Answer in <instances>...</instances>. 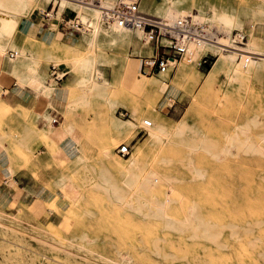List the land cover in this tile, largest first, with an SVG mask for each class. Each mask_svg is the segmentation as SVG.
<instances>
[{"label":"rangeland","instance_id":"1","mask_svg":"<svg viewBox=\"0 0 264 264\" xmlns=\"http://www.w3.org/2000/svg\"><path fill=\"white\" fill-rule=\"evenodd\" d=\"M49 1L25 5L15 28ZM173 1L185 15L198 12L219 29L217 15L228 12L222 9L256 23L261 0H224L209 11L194 7L195 0H142V9L157 16ZM59 9L84 21L95 15L65 1ZM252 24L237 21L234 29L247 35V48L262 63L239 64L235 57L212 75L221 51L203 49L206 63H200L205 54L192 60L185 53L165 72L144 76L143 60L156 47L135 30L128 41L101 34L96 46L71 32L66 36L72 40L50 45L17 32L4 35L6 42H18L20 48H11L18 56L25 52L24 72L38 63L44 71L45 64V82L60 87L66 100L65 112L51 108L54 123L38 98L37 113L0 106V149L15 169L33 163L35 177L49 172L45 199L0 202V264H264V30ZM165 39L161 57L173 55ZM85 55L95 58L94 76L103 73L107 88L82 93L74 60ZM54 62L68 71L58 85L48 75ZM103 79L95 76L98 83ZM145 119L151 126L141 130ZM64 122L83 156L71 165L32 131ZM120 143L129 145L128 155L118 153ZM41 146L54 156V167H37ZM66 178L77 192L61 185Z\"/></svg>","mask_w":264,"mask_h":264},{"label":"crops","instance_id":"2","mask_svg":"<svg viewBox=\"0 0 264 264\" xmlns=\"http://www.w3.org/2000/svg\"><path fill=\"white\" fill-rule=\"evenodd\" d=\"M147 1L150 2L153 0H147ZM222 1L224 0H195L194 7H198L201 10L209 11L210 8L219 7ZM58 2H59L58 0H50L49 3L45 6L46 8V7H50L52 3L54 4V12L52 16L49 18H45L41 16L39 13L40 9L38 8L36 9V13L34 17H29V18L23 17L20 20H18L16 28L13 31V34L17 32V35L19 37L20 36L31 37L37 40L38 42L44 43L46 45H50L54 40H58L61 42L65 41L64 43H67L68 41L72 40L70 36H66V35L69 32L71 33H76V32L65 30L62 27V19L73 17L75 14L73 15L72 12H70L71 10L58 12L59 9ZM173 9L185 15L183 12H181V10H178L174 6V1H173ZM224 10L234 15L237 18L238 23L241 24V27L243 26L244 20H249V21H253L252 26L255 25L264 30V19H263L264 0H261L255 6L256 23H254V19L250 15L243 16L240 18L241 19L240 20L239 16L236 13L229 11L227 9H222L221 11ZM59 34H61L62 37L59 36ZM76 34L82 35L79 33ZM87 34H83L82 37H84ZM5 37L2 36L0 39V106L8 110H10L11 108V110L26 109V110L34 111L37 105L38 106L40 105L38 102L39 99L47 106L46 113L49 117L48 119H51V123H52V119H53L52 113L54 112V110L51 109L53 107L49 106L47 98L41 93L39 84L37 82H31V84L23 83L20 82L18 79L17 70H20L21 61L17 60L15 57H13L14 59L13 58L10 59L11 57H9V52L13 51V49L11 48L14 47L20 48V45L18 44V42L12 39V44H14L15 46H8V42H6ZM6 47L8 48L7 50L5 49ZM1 50L3 51L1 52ZM14 51L17 52V56H18V51L17 50ZM7 58L9 59L8 61ZM51 64L53 63H49L48 65V75ZM54 64L57 65L60 63L54 62ZM37 65H38V71L43 76V80H45L46 79L44 74V71L46 70L45 64H43L44 71L40 67L39 63ZM57 68L59 72L63 71L61 73H64L65 75L66 71L64 72V70L60 67ZM13 74L17 77L21 85L16 82V77ZM25 74L23 76H25ZM23 78L29 80L28 77H23ZM59 82L57 83L55 82L56 85H58ZM58 88L61 89L60 87ZM59 89L56 90L55 97L57 98V103L59 102L60 104L59 105L57 104L54 107H58L60 109L63 108V111L65 112V108L63 104L66 100V94L65 92H62ZM35 94H37V97L35 96ZM35 111L37 113L39 110L38 111L35 110ZM45 120H47L46 117L43 118L44 122ZM108 121L109 124H111L110 116L108 118ZM65 123L66 122L59 123L60 127L58 125H54V124L48 125L47 123H44V126L42 128L33 126L32 131H33V136L34 134L39 135L41 133L45 138H47L49 142L52 144V150L58 151L61 157H63L64 160H68V163H70L71 165V158L66 156L65 148L67 144H70V137L72 132L66 129ZM68 124L71 128L70 130L76 133L77 130L74 128V126L69 122ZM41 147L42 148H40L39 151L44 154H41L39 160L34 158L36 157V155H33V159L38 160L37 167H43V168L44 167L48 168L47 166L54 167L55 166L54 156L47 151V148L45 146H41ZM35 167L36 166H34L33 163H30L26 165L25 168L15 169V164L11 161V159L8 158L4 149H0V202L1 203H3L9 197L19 198L23 201H27L30 199V197L33 196L36 197V199L46 198L47 189L45 188V183H47L48 181L49 172H45V171H41L39 173L37 172L35 177L33 174ZM58 174L60 175L61 173L59 172ZM67 175L69 174H66L64 177H66Z\"/></svg>","mask_w":264,"mask_h":264},{"label":"bare ground","instance_id":"3","mask_svg":"<svg viewBox=\"0 0 264 264\" xmlns=\"http://www.w3.org/2000/svg\"><path fill=\"white\" fill-rule=\"evenodd\" d=\"M13 1L15 2V4L17 3V6H13V5L8 6L7 4H5V3H7V0H0V39L4 35L11 36V34L13 33V31L15 29V21L17 18L16 16L19 14H22V12L24 11L25 5L27 6V4L31 3L33 0H13ZM58 1H59L58 2L59 7H60L61 1H65L66 3L72 4L74 6H79L81 8L87 9V10H90V9L94 10L95 15L92 19L85 18V20L89 19V22L91 25V29H90L91 31L87 35L84 36L85 37L84 39H86V41L89 45L96 46L100 37H101V34H102V36L103 35L105 36V39L108 38L110 40H122V41L130 40L129 39L130 30L127 28L115 27V26L102 28L98 22L99 17H100V10L99 9H96V8H93L90 6H86V5H83L80 3L72 2L69 0H58ZM102 1L106 7H112L116 0H102ZM167 3L168 2H165V4H167ZM171 3H168L170 5H166V6L159 8L158 10L155 11L157 13V16H159L158 18H161L167 24L172 25L178 19H180L181 17H184L186 15L190 16L191 22L193 25L200 26L201 24H204V23L206 24L205 21H207V19H205L202 16V14H200L198 12H193V13H191V15H189V14L183 15V14L177 12L176 10H174L173 9V2H171ZM141 7H142V3H141ZM59 10L60 9H58V11ZM165 17L169 20L163 19ZM216 19L218 21L219 31H220V33L217 36H215L216 39L213 42H207V41L200 42L199 45L190 43L188 50H187V54L190 55L189 57H191L192 60H196L197 58H200L201 55L205 54L208 51H211L213 53V55H216L217 52L221 51L219 53L217 60L213 64L211 70L209 71V75H212L213 71H218L221 68L222 64L225 63V61L232 63L234 61L235 57H237V58L239 57L238 58V59H240L239 64L244 63V64L260 65L262 62H259L257 60L258 58H256L259 55H256V54H254V52L251 51L252 47L249 46L247 48L248 45L246 44V47H244L242 50H240L239 48L235 49V48L229 46V40H228L229 33L237 25V20H235V16L230 14L229 12H226L225 14L217 15ZM135 31H136V34L138 36L140 33H142L141 30H135ZM163 42H165L164 44H166V46H167L169 43V40L165 39ZM8 46H15L14 44H12V39H10L8 41ZM228 48H230V49H228ZM2 49H3V47H2ZM203 49H206L205 53L202 52ZM2 51L3 50H1V52ZM26 55H28V54L26 53ZM22 56L21 57L17 56V52H16L15 58L17 60L21 61L20 70H17V76H18L19 81L23 82V83H30V84H31V82H37L40 86L41 93L47 98L49 106L54 107L57 104L59 105L60 103L59 102L57 103V98L55 97L56 90L58 88L54 84H51L49 82H45V80H43V76L38 71V67H36L34 65H33L34 68H32V67L28 68L27 67L28 69L31 70V72H28V69H27V73L25 74V72H24L25 70L23 68V66L25 64L23 61L24 56H25L24 51H23ZM10 59H12V58H10ZM30 59H31L32 63H34V64L36 63L35 62L36 60L34 61V59L31 58V56H30ZM95 66H96L95 58H89L86 55L81 56L79 58L77 57L74 60V70L79 75V78L77 79L78 80L77 84L79 85L82 93H84V94H92V93L96 92L98 89H105L108 86V83L105 81V79L102 78V77H104V76H102L103 73L101 74L98 70L95 73L96 79H103V81H102V83L96 82L95 76H94ZM24 74H25V76H23ZM65 74H67V72H65ZM59 75H62L61 72L59 73ZM23 77H28L29 80H27L26 78H23ZM51 81H53V80H51ZM53 82L55 83V81H53ZM63 105H65V103ZM54 122H55V119L53 118L52 123H54ZM44 134H46V133H44ZM65 145H66V143H65ZM65 151H66V156L71 158L72 162H78V161H81L83 159V156L81 155V152H82L81 148L79 147V145L75 141H73L71 139H70V144L66 145ZM75 172H76V170H75ZM66 179L67 180L64 183H62L61 185L65 188L73 189L77 192V189L73 186V183L70 182L71 181L70 178L69 179L66 178Z\"/></svg>","mask_w":264,"mask_h":264},{"label":"built area","instance_id":"4","mask_svg":"<svg viewBox=\"0 0 264 264\" xmlns=\"http://www.w3.org/2000/svg\"><path fill=\"white\" fill-rule=\"evenodd\" d=\"M80 3L100 10L99 24L103 27H122L129 30H141L142 40L147 44H153L156 52L151 57L144 59L143 68L141 70L144 76H152L165 72L170 64L175 63V57L182 56L187 50L190 43L199 45L200 42H213L220 31L215 25L201 24L193 25L190 16L181 17L172 25L167 24L161 18L146 13L142 7V0H116L112 7H106L102 0H69ZM54 12V4L50 7L40 9L39 13L45 18L52 16ZM62 27L67 31L79 34H87L91 25L89 19L83 21L82 17L75 14L73 17L62 19ZM166 38L170 42L172 56H160L158 47H162L161 40ZM229 46L242 50L247 44V35L238 29H233L229 33ZM16 56L15 51L9 52V57ZM207 62V54L203 56L200 63ZM59 70L55 64L50 65L49 76L56 83L61 81L64 73L59 75ZM173 101L172 99H169ZM56 121V120H55ZM151 126L148 119L142 120V129L147 130ZM117 151L121 155H128L130 147L128 144L120 143Z\"/></svg>","mask_w":264,"mask_h":264}]
</instances>
